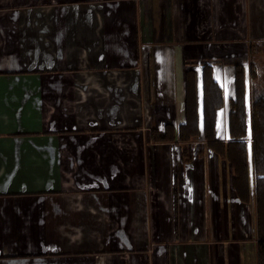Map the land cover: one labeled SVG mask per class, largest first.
<instances>
[{
  "label": "crops",
  "instance_id": "1",
  "mask_svg": "<svg viewBox=\"0 0 264 264\" xmlns=\"http://www.w3.org/2000/svg\"><path fill=\"white\" fill-rule=\"evenodd\" d=\"M247 41L264 0H0V264H257L228 162L150 135L207 64L228 139Z\"/></svg>",
  "mask_w": 264,
  "mask_h": 264
},
{
  "label": "trees",
  "instance_id": "2",
  "mask_svg": "<svg viewBox=\"0 0 264 264\" xmlns=\"http://www.w3.org/2000/svg\"><path fill=\"white\" fill-rule=\"evenodd\" d=\"M261 53L264 55V41L250 42L249 65L237 64L234 68V96L228 102V139L221 140L215 135L216 111L224 105L225 99L207 64L201 69L200 99L195 70L185 72L184 122L177 126L165 124L162 134L157 129L150 131L154 140L179 143L183 154L187 142L201 134L210 151L228 162L231 185L238 199L248 202L252 195L254 197L257 264H264V61L260 66L255 59ZM248 123L251 142L245 138Z\"/></svg>",
  "mask_w": 264,
  "mask_h": 264
},
{
  "label": "rangeland",
  "instance_id": "3",
  "mask_svg": "<svg viewBox=\"0 0 264 264\" xmlns=\"http://www.w3.org/2000/svg\"><path fill=\"white\" fill-rule=\"evenodd\" d=\"M250 42H252V41H247V49H248V45H249ZM255 59H256L257 63L261 66L262 62L264 61V55L262 53L261 54H258V55H256ZM247 60H248V63H247L246 66L249 65V54H248V59ZM247 86H248V94H249V92H250V80H249V76L247 78ZM248 115H249V111H248ZM249 128H250V125H249Z\"/></svg>",
  "mask_w": 264,
  "mask_h": 264
},
{
  "label": "built area",
  "instance_id": "4",
  "mask_svg": "<svg viewBox=\"0 0 264 264\" xmlns=\"http://www.w3.org/2000/svg\"><path fill=\"white\" fill-rule=\"evenodd\" d=\"M249 125L250 123H248V129H247V132H246V135H245V138L248 142H251V130L249 128Z\"/></svg>",
  "mask_w": 264,
  "mask_h": 264
}]
</instances>
